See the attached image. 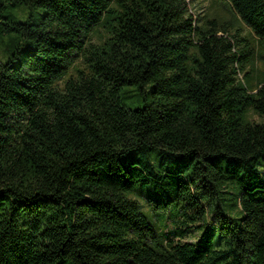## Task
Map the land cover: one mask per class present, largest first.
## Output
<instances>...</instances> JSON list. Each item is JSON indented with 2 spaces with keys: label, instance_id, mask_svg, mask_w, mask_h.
<instances>
[{
  "label": "trees",
  "instance_id": "obj_1",
  "mask_svg": "<svg viewBox=\"0 0 264 264\" xmlns=\"http://www.w3.org/2000/svg\"><path fill=\"white\" fill-rule=\"evenodd\" d=\"M222 2L264 48V0ZM200 20L189 0H0V264H264V69L241 27Z\"/></svg>",
  "mask_w": 264,
  "mask_h": 264
},
{
  "label": "rangeland",
  "instance_id": "obj_2",
  "mask_svg": "<svg viewBox=\"0 0 264 264\" xmlns=\"http://www.w3.org/2000/svg\"><path fill=\"white\" fill-rule=\"evenodd\" d=\"M222 1L223 0H189L194 13L201 19L200 23H205L207 19H211L216 16L221 19H228L231 22L233 21V24L230 27L232 32H235V28L241 27L243 35H246L251 41H253L254 45L256 46V57L254 61L255 70H251V64L247 65L246 70L252 71V81L256 82L258 74L264 69V58L261 56V53L264 52V48L260 45L257 38L251 33L248 26L234 17L228 4H224ZM43 10L44 9H41V11ZM31 12H35V10L28 6L21 5L17 8L6 9L4 16L12 21H24L28 18ZM93 40L98 41L99 36L95 35ZM80 65H82V61L78 60L76 65L70 69L67 76L75 75L76 67ZM148 89V87H145V90ZM144 96L145 94L137 86L127 87L123 90L124 103L130 108L142 106L144 103ZM251 116L254 119L259 120L257 115L251 114ZM144 206L147 210H151L147 202H145ZM153 214L154 221L163 232L175 231L176 227L179 226L177 223L178 217H176L175 214L170 211H159L157 213L153 212ZM171 237L182 238L183 240L187 241H195L198 237V232L196 229H191L183 237L175 236L174 233H172Z\"/></svg>",
  "mask_w": 264,
  "mask_h": 264
}]
</instances>
